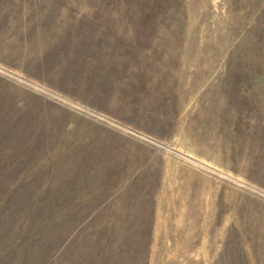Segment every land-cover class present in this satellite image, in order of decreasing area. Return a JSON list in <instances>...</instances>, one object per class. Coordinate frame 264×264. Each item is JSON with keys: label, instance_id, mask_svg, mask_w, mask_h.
<instances>
[{"label": "rangeland", "instance_id": "rangeland-1", "mask_svg": "<svg viewBox=\"0 0 264 264\" xmlns=\"http://www.w3.org/2000/svg\"><path fill=\"white\" fill-rule=\"evenodd\" d=\"M0 264H264V0H0Z\"/></svg>", "mask_w": 264, "mask_h": 264}]
</instances>
